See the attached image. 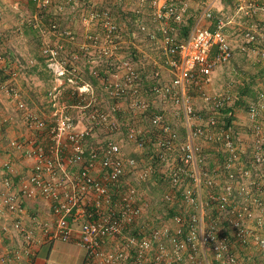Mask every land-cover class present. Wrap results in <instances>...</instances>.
<instances>
[{
    "label": "built area",
    "instance_id": "built-area-1",
    "mask_svg": "<svg viewBox=\"0 0 264 264\" xmlns=\"http://www.w3.org/2000/svg\"><path fill=\"white\" fill-rule=\"evenodd\" d=\"M13 1L18 6L32 2L40 15H62L67 5L77 2ZM192 1L141 0L142 6L148 4L152 10L172 76L165 82L157 73L152 95L158 101L171 102L175 115L185 124L182 137L162 113L151 119L158 130L151 147L153 158L166 164L172 156L179 157L169 176L170 190L160 200L144 196L142 189L156 172L153 164L140 167L136 158L125 157L119 138L124 123L118 115L137 116L151 109L141 97L139 68L128 59H117V67L112 63V71L105 74L109 75L105 88L116 103H98L93 85L83 79L80 56L68 51L78 49L76 33L62 29L53 19L44 22L38 15L24 19L23 24L36 26L42 36L41 53L54 83L49 93L52 112L49 121L28 110L25 103H17L35 134L10 141L9 148L20 156L23 170L13 158L2 164L0 224L4 233H17L21 247L1 253L0 264H23L24 257L32 256L39 247L42 236L51 243H75L85 251L84 264H240L234 253L237 246L264 248V128L260 122L264 90L248 106L254 145L250 151L239 148L233 126L226 127L223 111L234 104L231 96L204 91L215 70L235 59L230 33L241 25L237 18L244 21L236 31L241 37L239 51L264 58V0H232V5L207 0L190 34L181 38L173 24L189 15ZM114 2L122 4L121 0ZM230 6L233 13L227 12ZM255 18L258 21L247 23ZM94 24L101 33H90L88 44L79 47L86 54L94 50L102 58H116L121 49L120 27L111 11L89 10L83 25ZM140 31L158 40L157 33L145 25H140ZM4 62L0 54V64ZM0 69L9 73L7 67ZM15 78L12 74L0 88L19 99V91L10 83ZM194 88L202 93L206 119L195 108ZM65 90L80 103H61ZM127 100L130 103L124 107L121 102ZM71 110H77L79 117ZM133 118L128 123H137ZM11 120L6 117L4 122ZM126 137L136 150L147 147L143 132L136 127H130ZM202 140L220 154L216 165L210 162ZM39 198L51 203L54 220L38 228L29 226L25 218L32 217L31 203ZM160 203L169 208L164 214L156 211Z\"/></svg>",
    "mask_w": 264,
    "mask_h": 264
},
{
    "label": "rangeland",
    "instance_id": "rangeland-1",
    "mask_svg": "<svg viewBox=\"0 0 264 264\" xmlns=\"http://www.w3.org/2000/svg\"><path fill=\"white\" fill-rule=\"evenodd\" d=\"M115 0H77L75 4L67 5L64 13L62 15H55L53 20L57 22L59 25L60 23L70 20V23L73 25V32L76 33L78 38V49L76 47H70L68 50L71 52V49L74 50L79 56H80V63L82 64V67H85V63L91 62V61H97V67L100 65V63H104L105 65L109 63L110 68L111 64H116L117 67V59H128L132 61L140 70L142 76H141V86H140V92H143V90H146V94H144L143 99L147 101L150 104V110L149 112L145 114H138L137 116L134 115H128L125 119H122V123H124V128L122 134H120L119 138L123 142V149H124V155L127 158L133 157L136 158V160L139 163V166H146L149 164H153L155 169V174L152 176V178L142 184V189L144 190L143 194L146 197L154 198L155 200H160L163 195L170 190V183L168 182L169 176L171 173V170L175 167V165L178 162L179 157L177 155H174L170 158L169 162L166 164H163L156 159L153 158V155L151 153V147L153 144V140H155V134L158 133V130L153 128L151 124V119L155 115V113H162L164 115L165 120H167V123L170 124L178 133L180 136H184L185 132V124L181 117L175 115V109L170 103H155L154 98L152 96V88L157 83L156 74H160V78H165L168 75L167 67L165 64V50L163 48V45L161 43V35L158 32L157 24L154 22L153 16H152V10L149 8V5L146 4L145 6L141 5V0H121V3L123 4L118 9V5L114 2ZM10 3V2H9ZM15 3V2H14ZM16 4V3H15ZM12 6V4H8L5 2L3 4V7H9ZM100 9V10H108L112 11L113 14L116 13V16L118 18V26L120 27V39L121 42V49L118 53V56L113 59H105L100 57V55L95 53L94 50H92V53L86 54V52L82 51L79 46L82 44H88V39L86 36H89L90 33H101L100 27L97 24L92 25L89 28H86L83 25V17L88 13L91 9ZM195 9V8H194ZM9 10V8L7 9ZM17 11V10H15ZM136 11H140L141 13H137ZM234 9L233 7H228L227 12L233 13ZM6 13V12H4ZM15 13V12H13ZM35 15H38L43 21L45 20L44 13L42 15L38 14V9L34 7V11L24 10L22 13V16L20 19L23 21V19H31ZM7 18V16L2 15V20ZM50 19V18H49ZM236 22L243 25L244 21L242 17H239L236 19ZM69 23V21H68ZM140 25H145L150 32L157 33L158 40H151L150 37L147 36V34L141 33L140 31ZM235 26L233 30H231L230 38L232 40V45L235 49L236 55L235 59L232 61L231 64L225 65L222 67H219L215 70L211 83L207 86L208 88L205 90V92L209 94H223L226 93V88L229 84L235 83L236 85L239 80L233 77V69L234 68H247L248 65H250V60L252 57L246 56L245 54L241 53L239 51V45L241 43V37H239V32L237 31V28H241L242 26ZM26 27L31 28L32 26L25 24ZM86 34L83 33L84 29ZM21 27H24L21 25ZM83 29V31H82ZM71 30V29H70ZM87 30V31H86ZM236 32V33H235ZM132 34H135L134 38ZM31 38H34L33 35L30 36ZM136 44V45H134ZM37 46V45H35ZM137 46V47H136ZM95 54V56H93ZM146 55V57H144ZM251 56H255V54H252ZM24 57V56H23ZM91 61H90V59ZM256 58L255 60H257ZM75 62L74 60H72ZM154 61H157L158 64L155 65ZM161 65V66H159ZM96 67V69H97ZM113 67V66H112ZM109 71H112L111 69H108ZM223 77H228V80L223 79V82L221 83ZM46 85L47 88L44 92L46 93V96L48 97L49 90L53 88L52 86V79H48L46 76ZM169 78V76H168ZM218 83V85H217ZM241 82H239L240 84ZM49 85V86H48ZM194 92L191 93L193 102L195 103V108L200 112V115L206 119L208 117V109L204 104V101L202 99V94L199 92L197 88L193 89ZM229 95H231V98H233L232 103V109L235 115V121L233 125V132L235 133V136L238 141L239 148L243 150H251L253 145V136H252V130H251V121L250 117L248 115V103L250 100H247L245 96H249L250 93H245L243 95V98L237 100V91L235 88H232V91L228 92ZM3 93L0 91V112H2V109H4L3 105L8 103H3L4 97ZM64 95V92H63ZM6 101V100H5ZM237 103H241L239 106ZM243 103V104H242ZM12 105V103H11ZM157 105H159V109H157ZM6 114L8 117H14V122L10 125H5L2 122V119L0 118V186L2 183V177H1V166L2 163L7 159H14V162L20 167V170H23L22 161L19 156L13 154L9 149V141L13 140L18 137H26L27 134L25 132V135H20L22 133V130H25L26 127L23 123V119L20 114H17L14 111V108L11 107L8 110H6ZM124 116V115H123ZM136 117L135 121L137 123H129L132 122V118ZM134 119V118H133ZM124 120V121H123ZM129 120V121H127ZM261 125L264 128V115L261 119ZM127 124V125H126ZM130 127H136L138 130L142 131L145 139L147 141V147L144 150H136V148L127 141L126 133L127 130ZM128 128V129H127ZM202 146L205 149V153L209 155L210 153V162L212 165H216L218 159L220 158L219 155H217V152L215 151V147L208 143L207 141L202 140L201 142ZM223 179V178H222ZM131 181L133 179H130ZM175 208L179 211H183L179 207V205H176ZM168 207L164 206L162 203H160L156 207V211L160 214H164L168 211ZM249 227L253 228V223L246 222ZM264 233V229H263ZM234 253L238 256L239 263L240 264H264V248H261L260 246H249V247H236L234 250Z\"/></svg>",
    "mask_w": 264,
    "mask_h": 264
},
{
    "label": "crops",
    "instance_id": "crops-1",
    "mask_svg": "<svg viewBox=\"0 0 264 264\" xmlns=\"http://www.w3.org/2000/svg\"><path fill=\"white\" fill-rule=\"evenodd\" d=\"M5 2H7L8 4L11 3L12 6L3 7V4ZM34 7L35 6L32 3H28L27 1L19 3L18 6L17 4L14 3L13 0H0V14L7 16V18L5 19L3 18L4 20L0 18V52L6 55L9 61L8 63L11 66V69L17 72L16 85L18 89L21 91L22 94L21 100L24 103H27L28 106L31 108V110L36 111L39 114L49 118L51 115V110L48 104L49 99L46 96V93L44 94V92L47 88V85L45 84L46 83L45 76L48 79H51V75L48 72L46 65L44 63V59L41 55V48L38 46L39 41L37 40L36 31L23 25V22L20 19L24 10L34 11ZM193 7L194 8L199 7L195 1L193 3ZM8 8L9 10H7ZM50 17L52 18L53 16L50 15ZM70 21L71 19L60 23V27L62 29L72 30L73 25L70 23ZM253 21H258V18L248 20L247 23L253 24ZM21 25H23L24 27H21ZM81 34H86L85 29ZM31 35H33L34 38H31L30 37ZM52 41L53 42L57 41V38L52 37ZM144 57H146V55ZM250 57H252V59L250 60V65H248L247 68L233 69V77L238 79L239 82L241 83L239 84L238 82L236 85H234L235 83L233 82L229 84L226 88V92L232 91V88H235V90L237 91L238 100L242 99L245 93H250L249 96H245L247 100H250L249 102H251L254 98H256L259 91H261L264 88V58H258L256 55L255 56L250 55ZM256 58L258 59L255 60ZM154 63L155 65L158 64L157 61H154ZM96 64L97 61L95 62L93 60L91 61V64L88 65V68L90 70L96 69L97 67ZM108 69H110L109 63H107L106 65L104 63H100V65L97 67V70L99 71L101 70L100 72L103 73V75L99 76V78L96 77V79L93 78L91 73L90 74L87 73L85 75V79L93 83L95 86L98 103H104L106 104V106L109 105L110 103H116V101L109 96L104 86L105 80L109 77V75H105ZM92 78L95 82L92 81ZM223 79L228 80V77L222 76L221 83L223 82ZM171 80H172V76L169 75V73L167 77H165V79L161 78V81H165V82H170ZM143 91L144 94H146V90ZM70 92L71 91L69 90L64 91V95L62 96V101L64 103H80L78 99L71 96ZM141 94L144 96L143 92H141ZM3 97H4L3 103H8V104L7 106L6 104L3 105L4 109H2V112H0L1 119L6 115L7 113L6 110H8L9 112V108L11 107L14 108V111L17 114L23 116L21 112L17 111L15 105L16 102L14 100L9 99L5 95H3ZM121 103H124V107H127V103L130 102L127 100L126 102L122 101ZM155 103H171V102L155 101ZM156 108L159 109V105H157ZM77 113L79 112L76 110L72 112L74 116H77ZM126 117H128V114L119 115V118H121V120L125 119ZM25 132L27 135L30 133L26 128L25 130H22V133H20V135L21 136L25 135ZM5 162L6 161H4L2 164H4ZM3 176L4 174L2 170L1 177L3 178ZM31 208L32 209L30 211V214L32 217H35L36 221L33 222L31 219L32 217L25 218V221L29 226L35 225L36 227H38L39 224L42 223L51 224L53 222L54 219L51 212V203L49 201H46L43 198L34 199L31 203ZM40 232L41 230L38 231V233ZM20 247H21V240L20 237L17 235V233H15L14 231H12L11 233H4L2 230V225L0 224V254L8 250L20 249ZM84 259H85V251L75 243H64L61 241L51 243L47 239H45L44 236H42L39 247L32 254V256H29L28 258L24 257L23 264H84Z\"/></svg>",
    "mask_w": 264,
    "mask_h": 264
},
{
    "label": "trees",
    "instance_id": "trees-1",
    "mask_svg": "<svg viewBox=\"0 0 264 264\" xmlns=\"http://www.w3.org/2000/svg\"><path fill=\"white\" fill-rule=\"evenodd\" d=\"M194 1L198 4V8L196 7L195 9H194V7H193V3H194ZM207 0H193L192 2V8H191V10H190V13H189V15L184 19V21L183 22H180V23H174L173 25L175 26V28L177 29V31H178V35H179V37H181V38H185V37H187L189 34H190V32H191V30H192V28H193V26H194V24H195V22H196V20H197V18H198V16H199V14H200V12H201V10H202V7L204 6V4H205V2H206ZM227 3H229L230 5H232V0H225ZM116 5H118V4H116ZM123 4H119L118 5V9L120 8V6H122ZM111 13H112V15H113V17H114V20L116 21V23L118 24V18H117V16H116V13L115 14H113V12L111 11ZM45 15H44V17H45V20H46V22H49V18H50V13L49 12H46V13H44ZM42 15V14H41ZM31 29H33L34 31H36V35H37V40L39 41L38 42V46L41 48V45H42V36H41V33H40V30L36 27V26H32L31 27ZM44 63H45V59H44ZM96 72H98V74H100L101 72V70L99 71V70H97V69H94ZM95 71H93L92 73H91V75L93 76V78H95L96 79V77L98 78V75H95L94 74V72ZM90 74V71H88V66H86V74ZM0 74L2 75V78H1V80H0V85H3L5 82H6V80L9 78L8 76H6V75H4L3 74V71H0ZM93 78H92V81L93 82H95L94 80H93ZM239 106L241 105V103H237ZM243 104V103H242ZM223 115H224V120H225V123H226V127H231V126H233L234 125V121H235V115H234V112H233V109L231 108V107H229V108H227L226 110H224L223 111ZM3 179V178H2Z\"/></svg>",
    "mask_w": 264,
    "mask_h": 264
},
{
    "label": "clouds",
    "instance_id": "clouds-1",
    "mask_svg": "<svg viewBox=\"0 0 264 264\" xmlns=\"http://www.w3.org/2000/svg\"><path fill=\"white\" fill-rule=\"evenodd\" d=\"M28 2V1H27ZM22 3V2H21ZM28 3H32V2H28ZM33 4V3H32ZM50 13V15H52L53 17L55 16L54 15V12H49ZM1 15V14H0ZM2 16V15H1ZM0 18H2V17H0ZM50 19H53V18H51L50 17ZM49 19V20H50ZM23 21H24V19H23ZM22 21V22H23ZM44 22H46V21H44ZM23 25H25V24H23ZM0 54H2L4 57H5V62L3 63V64H0V67H7V69L9 70V73L7 74V73H5L4 71H3V74L4 75H6V76H8L9 78L7 79V80H10V78L12 77V74H15V76H16V78L13 80V81H10V83L12 84V85H14V87L19 91V93H20V97H19V99H14V98H12V97H9L7 94H6V92L4 91V90H2L1 88H0V91L6 96V97H8L9 99H12V100H14L16 103H15V105H16V108H17V111H19V112H21L22 114H23V116L21 115V117H22V119H23V123L25 124V126H26V128L28 129V131L30 132L26 137H18V138H15V139H27V138H31V137H33L34 136V134H35V132L33 131V130H30L29 128H28V126H27V124H26V122H25V120H24V111H20L19 109H18V106H17V103H24L22 100H21V97H22V94H21V91L18 89V87H17V85H16V79H17V72L15 71V70H13V69H11V66H10V64L8 63L9 61H8V59H7V57H6V55L5 54H3L2 52H0ZM41 55H42V53H41ZM43 57V56H42ZM43 59H44V57H43ZM232 63V62H231ZM230 63V64H231ZM91 64V62H88V63H85V67H84V69H85V74L83 75V79L86 81V82H89V83H91L90 81H88V80H86L85 79V75H86V66H88V65H90ZM45 65H46V62H45ZM82 65V64H81ZM229 65V64H228ZM47 68V67H46ZM48 70V69H47ZM0 71H2L1 69H0ZM88 71H90V73H92L93 71H95L94 69H89L88 68ZM49 72V71H48ZM51 75V74H50ZM101 75H103V73H100V75H98V78H99V76H101ZM213 76V75H212ZM0 77L2 78V75L0 74ZM51 79H52V81H53V77H52V75H51ZM160 79V78H159ZM6 80V81H7ZM156 81H157V83H158V79L156 78ZM156 83V84H157ZM52 84H53V86H54V83L52 82ZM92 85H93V87H94V89H95V86H94V84L93 83H91ZM104 86H105V83H104ZM208 86V85H207ZM54 88V87H53ZM53 88H51V90L53 89ZM207 89V87L204 89V91ZM51 90H49V93H50V91ZM262 90H264V88L262 89ZM192 92H194V90L192 91ZM260 92V91H259ZM49 93H48V99H49V103H51V100H50V97H49ZM71 93V96H72V92H70ZM141 93V92H140ZM201 93V92H200ZM207 93V92H206ZM226 93H228V92H226ZM202 94V93H201ZM209 94V93H208ZM223 94H225V93H223ZM229 94V93H228ZM259 94V93H258ZM211 95H219V94H211ZM63 96V95H62ZM62 96H61V103H64L63 101H62ZM153 96V95H152ZM231 96V95H230ZM95 97H96V99H97V96H96V90H95ZM141 97L143 98V96L141 95ZM74 98H76V97H74ZM153 98H154V96H153ZM257 98H258V95H257V97L256 98H254L251 102H253L254 100H257ZM89 99H91L90 97L88 98V100L86 101L87 103L89 102ZM203 99V98H202ZM232 99V101H233V98H231ZM238 100V99H237ZM98 101V100H97ZM154 101H158V100H156L155 98H154ZM204 101V100H203ZM240 101V100H239ZM251 102H249L248 103V106H249V104L251 103ZM48 103V104H49ZM205 103V102H204ZM232 103V102H231ZM26 104V106H27V108H28V110H30V111H33V110H31V108L28 106V104L27 103H25ZM233 106V105H232ZM248 106H247V108H248ZM30 108V109H29ZM49 108H50V106H49ZM232 108V107H231ZM50 110H51V108H50ZM150 110H152V108L150 109ZM77 111V110H76ZM33 112H35V113H37V114H39L38 112H36V111H33ZM52 112V111H51ZM72 112H74V110H71V113ZM155 114H157V113H155ZM39 115H41V114H39ZM73 115V114H72ZM129 115V114H128ZM131 115V114H130ZM41 116H43V115H41ZM49 116V115H48ZM77 116H79V113H77ZM119 116V115H118ZM6 117H8V115L6 114L3 118L5 119ZM43 117H45V116H43ZM12 120H11V122H8V123H5L4 122V120L2 119V122L5 124V125H10V124H12L13 122H14V117H10ZM46 119H48L49 121H51V115H50V117L48 118V117H45ZM121 119V118H120ZM122 121V120H121ZM132 121H133V119H132ZM127 124H129V123H127ZM126 124V125H127ZM10 141H12V140H10ZM10 141H9V144H10ZM10 146V145H9ZM10 149V148H9ZM10 151L12 152V150L10 149ZM13 153V152H12ZM217 155H219L220 156V154H217ZM17 156H19V155H17ZM20 157V156H19ZM21 159V158H20ZM22 161V160H21ZM18 166V165H17ZM19 167V166H18ZM1 168H2V166H1ZM20 169V168H19Z\"/></svg>",
    "mask_w": 264,
    "mask_h": 264
}]
</instances>
